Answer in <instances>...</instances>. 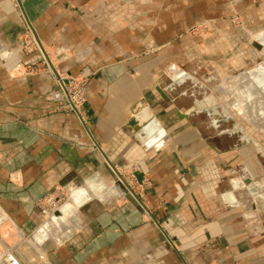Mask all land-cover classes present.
Masks as SVG:
<instances>
[{
  "label": "crops",
  "instance_id": "1",
  "mask_svg": "<svg viewBox=\"0 0 264 264\" xmlns=\"http://www.w3.org/2000/svg\"><path fill=\"white\" fill-rule=\"evenodd\" d=\"M232 3L0 0V242L21 264H264L260 148L222 140L215 110L197 97L179 109L172 91L193 39L139 55L145 39L222 19ZM27 25L59 70H94L81 118L57 108L56 75L33 67L41 56L23 48ZM169 67L175 78L163 79ZM259 74L245 84L252 96ZM235 88L242 108L251 99ZM252 110L260 118L264 103ZM56 189L69 199L41 227L37 202Z\"/></svg>",
  "mask_w": 264,
  "mask_h": 264
},
{
  "label": "rangeland",
  "instance_id": "2",
  "mask_svg": "<svg viewBox=\"0 0 264 264\" xmlns=\"http://www.w3.org/2000/svg\"><path fill=\"white\" fill-rule=\"evenodd\" d=\"M230 1L233 3L230 4L228 12H225L222 19L202 18L183 22L184 24L178 29L179 32L175 36L166 37L164 42L156 37L145 39L139 55L154 58L175 41L184 38L193 39L197 45L196 50L193 48L188 49L189 51L184 50L181 62L177 66L183 69L184 73L181 77L182 81L179 80L172 91L176 96H181L179 109L183 111L191 109L190 105L194 97L199 98L201 104L199 103L197 108L207 104L215 110L216 113L213 114L217 115L214 119L218 120L219 132H226L221 135L222 140L237 142L241 147L245 146L242 150L245 154L254 151V148L257 152L260 148L259 155L261 154L264 159V115L255 118L252 110L253 105L258 101L264 103V95H262L264 93V69H262L264 68V43L259 40L261 38L259 36L264 33V0ZM33 38L46 52L45 46L30 25L26 26L21 36L24 50L37 51L36 49L28 51L29 46H25ZM47 57L49 64L42 57L43 59H38L33 67L56 75V91L60 93L57 98V108L74 112L81 118L87 101V85L94 70L83 69L75 75L67 74L58 69L48 54ZM257 72L261 74H259L261 82L257 84L261 92L256 90L259 92L252 96L256 86L253 85L252 89L245 84L257 82L258 79L255 76ZM60 77L71 80V83L67 82L66 91L59 87ZM169 77L175 78L174 69L171 67L166 70L163 79L168 80ZM236 86L243 93L246 90V96H244L246 99H251L244 102L245 105L243 102L239 103L243 105L242 108L238 107L239 101L234 95L237 93ZM66 93L69 96H75L79 106L72 109ZM133 186L139 187L136 180H133ZM68 199L66 191L56 189L38 200L37 205L43 215L41 227L47 225L60 211L59 207H62ZM4 220V214L0 211V227H3ZM29 235L26 237L27 240H31ZM0 240L3 241L1 237ZM14 248L10 244L0 242V264H12L9 260V258L13 259L12 257L19 261ZM14 262L16 261L13 259V264Z\"/></svg>",
  "mask_w": 264,
  "mask_h": 264
},
{
  "label": "built area",
  "instance_id": "3",
  "mask_svg": "<svg viewBox=\"0 0 264 264\" xmlns=\"http://www.w3.org/2000/svg\"><path fill=\"white\" fill-rule=\"evenodd\" d=\"M25 46H29V47H27L28 51H32V50L36 49L40 53L41 58L43 57L44 61L48 62V60H47L48 57H47V54H46L45 50L43 49V47L34 38H33V40L31 39V41L29 40L28 43ZM48 64H49V62H48ZM67 82L71 83V80H69L68 78H64V77H60V80L58 81L59 87L63 91L64 90L66 91ZM66 98H67V100H68V102H69V104H70L72 109H75L76 106H79L77 98L75 96H69V94L66 93ZM128 184L130 186V190L134 191V186H132L130 184V182H128ZM46 212H48V210H46ZM49 212L51 213V209H50Z\"/></svg>",
  "mask_w": 264,
  "mask_h": 264
},
{
  "label": "water",
  "instance_id": "4",
  "mask_svg": "<svg viewBox=\"0 0 264 264\" xmlns=\"http://www.w3.org/2000/svg\"><path fill=\"white\" fill-rule=\"evenodd\" d=\"M145 103H146V101L143 99V100H141L135 107H140L141 105H145ZM126 182V181H125ZM127 183V182H126ZM127 185L129 186V184L127 183ZM130 187V186H129ZM128 197L130 198V199H135V201H137L138 203H140V204H142V201H141V199L136 195V197L137 198H135L132 194H128ZM143 205V204H142Z\"/></svg>",
  "mask_w": 264,
  "mask_h": 264
},
{
  "label": "bare ground",
  "instance_id": "5",
  "mask_svg": "<svg viewBox=\"0 0 264 264\" xmlns=\"http://www.w3.org/2000/svg\"><path fill=\"white\" fill-rule=\"evenodd\" d=\"M125 183V182H124ZM132 192V191H131ZM61 208V207H60Z\"/></svg>",
  "mask_w": 264,
  "mask_h": 264
}]
</instances>
